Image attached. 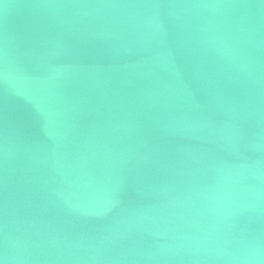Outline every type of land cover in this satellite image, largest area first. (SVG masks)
<instances>
[{
    "label": "water",
    "instance_id": "95a60500",
    "mask_svg": "<svg viewBox=\"0 0 264 264\" xmlns=\"http://www.w3.org/2000/svg\"><path fill=\"white\" fill-rule=\"evenodd\" d=\"M0 264H264V0H0Z\"/></svg>",
    "mask_w": 264,
    "mask_h": 264
}]
</instances>
